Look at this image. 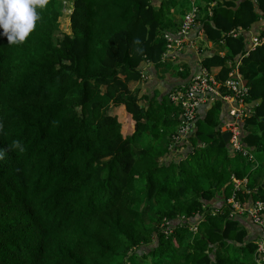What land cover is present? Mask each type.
Wrapping results in <instances>:
<instances>
[{"label": "trees", "instance_id": "1", "mask_svg": "<svg viewBox=\"0 0 264 264\" xmlns=\"http://www.w3.org/2000/svg\"><path fill=\"white\" fill-rule=\"evenodd\" d=\"M197 3V31L226 49L201 65L224 81L241 60L246 155L224 140L226 104L175 142L180 108L132 86L162 64L171 0H47L23 42L0 35V264H259L262 227L229 198L264 195V42L246 36L264 0Z\"/></svg>", "mask_w": 264, "mask_h": 264}, {"label": "built area", "instance_id": "2", "mask_svg": "<svg viewBox=\"0 0 264 264\" xmlns=\"http://www.w3.org/2000/svg\"><path fill=\"white\" fill-rule=\"evenodd\" d=\"M199 24V8L192 5L191 8L184 14L180 27L175 34L164 32V37L168 40L167 49H182L186 44H191L194 40L191 38V32L197 28ZM243 30H234L236 36ZM200 33V31H197ZM264 42V34L256 33L251 38L250 48ZM248 54V52L246 53ZM165 56V53H164ZM241 60L237 59L232 63V70L226 80L222 81L217 78L216 74L210 72L206 67H201L195 72L189 82L180 90L170 94V99L180 105V124L177 132L173 135L175 142L184 141L189 135L196 130L195 121L198 116V111L203 106H211L217 101H221L227 105V110L230 114L223 121V130L230 132L228 142L230 148L237 152L241 151L245 155L248 154V149H244L241 143L242 121L245 116L252 111L254 103L249 101L250 91L243 74L239 70ZM236 186L241 185V180H235ZM232 202L233 213H246L252 217L253 222L262 227L264 233V195L262 198L248 208L235 200V196L229 198ZM260 255L257 257L259 264H264V236L258 241V249Z\"/></svg>", "mask_w": 264, "mask_h": 264}, {"label": "crops", "instance_id": "3", "mask_svg": "<svg viewBox=\"0 0 264 264\" xmlns=\"http://www.w3.org/2000/svg\"><path fill=\"white\" fill-rule=\"evenodd\" d=\"M151 1L155 3L156 6H160L161 3L166 0ZM171 3H175L176 5L170 6L169 16L168 19H166V21L163 23V28L164 32L167 31L171 34H175L180 27L184 14L191 8L193 4L198 7V3L197 0H171ZM261 29L264 30V21L262 18H260L252 26V28L246 31L249 46H251L252 36L258 33ZM190 36L194 42L191 44H186V46L182 49H166L162 64L159 66H154L153 64L148 63L145 65V81L143 82L142 80L140 82L132 83L133 88L137 87L142 89V103L148 104V102L144 100L145 96L147 95L150 97L154 96L153 98L156 97L158 100H161L165 94L170 97L171 93L175 92L176 90H180L185 84L189 82L191 76L202 67L201 60L208 53L215 51L221 54L226 53V49L221 48L218 44L211 41H204V37L197 32V29H194ZM235 60H237V58ZM230 64L231 62H229V65ZM187 65L191 68L188 69L190 74L186 77H181L180 73H184L186 71L188 67ZM208 107L210 106H205L204 108ZM242 186L245 188V185ZM246 221L250 228L256 230L259 228V225L254 224L249 218Z\"/></svg>", "mask_w": 264, "mask_h": 264}, {"label": "clouds", "instance_id": "4", "mask_svg": "<svg viewBox=\"0 0 264 264\" xmlns=\"http://www.w3.org/2000/svg\"><path fill=\"white\" fill-rule=\"evenodd\" d=\"M47 0H0V35L8 44L23 42L39 20L37 8H43Z\"/></svg>", "mask_w": 264, "mask_h": 264}, {"label": "rangeland", "instance_id": "5", "mask_svg": "<svg viewBox=\"0 0 264 264\" xmlns=\"http://www.w3.org/2000/svg\"><path fill=\"white\" fill-rule=\"evenodd\" d=\"M69 4L71 5L72 2L69 3V1H68L66 4L64 3V6H63L64 10H63L62 15L60 16V26L63 29V31H65L68 34L71 33V29H70V14L72 12V8H70ZM171 72L173 74L172 69H171ZM175 104L180 108V105H178L177 102H175ZM178 126H179V124H178ZM176 129H178V128H176ZM131 130H132V128L130 127L129 131H131ZM173 155H175V154H173Z\"/></svg>", "mask_w": 264, "mask_h": 264}, {"label": "water", "instance_id": "6", "mask_svg": "<svg viewBox=\"0 0 264 264\" xmlns=\"http://www.w3.org/2000/svg\"><path fill=\"white\" fill-rule=\"evenodd\" d=\"M223 137H224V140H225V141H228V139H229V137H230V132H229V131L224 132Z\"/></svg>", "mask_w": 264, "mask_h": 264}]
</instances>
